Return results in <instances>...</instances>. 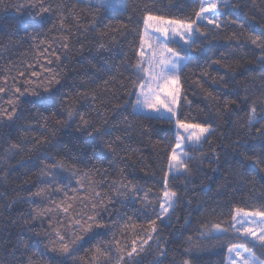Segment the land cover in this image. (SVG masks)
<instances>
[{
	"label": "trees",
	"instance_id": "obj_1",
	"mask_svg": "<svg viewBox=\"0 0 264 264\" xmlns=\"http://www.w3.org/2000/svg\"><path fill=\"white\" fill-rule=\"evenodd\" d=\"M45 2L52 3L55 8L57 3L66 4L69 0ZM30 3H36V0H3L0 5V87L9 90L17 86L33 87L27 84V80H43L47 85L45 77L52 75L48 68L60 72L61 82L48 85L50 92H43L41 88L42 95L51 96L53 100L47 112L38 113L22 100L17 111L19 119H0V264H20L28 257L32 258V264H120L117 256L129 259L127 251L131 250L133 242L138 249V254H134L136 264H156L161 258L158 240L167 253L165 264H182L183 260L190 264H226V246L201 236L199 230L203 222L229 221L236 208L249 211L264 205V164L252 167V160H259L264 151V138L254 128L247 127L245 113L239 111L237 105L228 107L218 118V112L223 108L221 96L229 88L238 89L241 99L247 89L249 103L259 101L264 70L258 63L260 50L248 42V36L250 32L264 35V0H229V6L223 9L222 20L236 19L244 25V30L229 24L220 35H210L207 39L201 37L199 48L191 53L193 59L183 70L178 111L189 118V122L194 118L196 122L210 123L215 135L211 143L203 145L202 151L188 152L194 157L190 162V179L173 180L169 177V189L179 193L171 225L164 226L160 221L151 225L148 221L155 219L152 209H148L146 215L137 212L143 207L139 202L132 206L126 202L124 207L117 204L115 210L125 216V224L116 240L113 241L112 232L107 229L94 228L93 231L107 234L91 244L75 245L71 255L54 250L59 246L50 239L53 231L65 229L63 223L56 225L55 217L52 220L55 228H50L47 217L53 214L63 217V212L57 213L52 206V212H45L40 219L30 218L50 204L47 196H31L38 188L44 187L41 168L55 159L63 160L76 171H87L84 165L88 160H92L97 168L103 165L99 174L87 182L81 181L80 186H76L73 180V186L80 190H70V196L53 193L57 203L62 199L64 206L71 203L69 216L86 214L95 190L115 198L116 193L110 191L108 184L119 177L121 168L126 169L124 177L133 179L143 190L141 196L147 193L158 211L157 201L164 188L163 177L170 142L174 140V125L159 119L129 118L125 121L123 116L131 112L128 104L134 102L135 97L126 95L131 88L121 90V83L130 85L127 78L132 71L130 65L138 58L135 56L139 46L137 32H144V17L151 14L165 19H187L198 9L199 2L129 0L126 15L110 8L96 14L95 18L87 10H77L75 19L66 18L67 32L52 29V23L57 27L59 24L57 16L52 14H45L49 21L42 26L38 7H30ZM233 32L238 34L235 39ZM37 35L39 40L47 42L37 44L34 39ZM65 41L69 44L67 52L60 46ZM101 43L105 45L103 49L99 47ZM48 44H52V48L49 49ZM237 44L241 47L237 48ZM42 48L46 50L41 51ZM213 58H223L227 66L212 63ZM33 71L38 76L33 77ZM221 76L228 81V87L220 81ZM105 80L109 81L108 91L104 90ZM84 85L95 88L98 94L99 111L90 109L86 115L91 124L109 133L105 140L119 145L115 154L92 128L87 125L78 127V118L68 126L56 123L58 119H66V113L58 107L56 100L58 90L75 92ZM11 95V91L0 93V106L8 107L6 101ZM213 96L217 99L214 100ZM24 99L32 100L33 97L29 95ZM89 103L81 100L75 108L82 110L81 106ZM259 107L258 102V111ZM125 108L127 112H124ZM53 130L54 137L51 135ZM49 137L51 139L43 147L34 143ZM13 143L20 145V150L6 153ZM242 144L255 145L254 154L241 148ZM129 149H135V154ZM101 153L107 159L98 161L96 157ZM124 156H131V159L125 162L121 159ZM109 160L113 161L111 167H108ZM104 169H107L105 181L97 189L92 181L99 182L100 176L105 174ZM59 175L68 176L70 173L65 170ZM104 219H109L107 214ZM152 227L157 228L156 233L152 232ZM149 235L153 238L145 244ZM101 241L111 247L105 257L95 254V245ZM255 254L261 257L258 248Z\"/></svg>",
	"mask_w": 264,
	"mask_h": 264
},
{
	"label": "snow or ice",
	"instance_id": "obj_2",
	"mask_svg": "<svg viewBox=\"0 0 264 264\" xmlns=\"http://www.w3.org/2000/svg\"><path fill=\"white\" fill-rule=\"evenodd\" d=\"M198 2V9L194 10L187 19H165L163 16L151 14L144 17L145 31L143 33L137 32L139 46L135 52V56L138 58L135 59L134 64L130 65L132 71L127 78L130 81V85L121 83V90H125L130 86L131 91H126L125 94L135 97L134 102L128 104L131 112L123 116L125 121L129 118L142 121L159 119L174 125V140L170 142L171 150L168 157L167 170L163 177L164 188L157 201L158 211L148 194L144 193L141 196L143 190L135 181L124 177L126 169L121 168L119 170V177L112 179L108 184L110 191H115V198L111 195L102 194L100 190H95L93 192L94 199L87 213L69 216L71 203L69 202L67 206H64L63 199L60 203H57L53 198V193L62 192L64 196H70V190H80L79 187L73 186V180H75L76 186H80L81 181L87 182L90 177L99 174L103 165H101V168H97L92 160H88V163L84 165L88 169L87 171H76L63 160L55 159L51 164L45 163L44 167L40 170V175L45 177L43 181L44 187L38 188L35 193H31V196L34 197L42 198L47 196L50 201L49 207L42 208L40 212H36L35 215L30 216L33 220L40 219L45 212H52V206L55 207L57 213L63 212V217L58 214L47 217L50 228H55V225L52 224L54 217L56 225L64 224V231L55 230L50 235V239L59 246L58 249L54 248V250H59L65 255H71L72 248L75 245L91 244L98 237L107 234L93 231L94 228L107 229V232H112L113 241H115L117 233L125 224V216H122L120 211L115 210V208L117 204L124 207L126 202L128 206H132L137 202L142 204L143 207L136 211L145 215L148 209L151 208L155 216V219L148 221L151 225H156L157 221H160L164 226L171 225L175 206L179 201V193L176 190L169 189V177L171 176L173 180L180 179L181 177H184L186 180L190 179V162L194 157L187 153L202 151L203 145L211 143V138L215 135V129L210 123L205 121L196 122L194 118L189 122V118L178 111L182 87L181 75L187 63L193 59L191 53L199 48L201 37L207 39L210 35L213 37L220 35L228 28L229 24L237 25L241 30H244V25L236 19L229 18L228 20H222V17L225 15L223 9L229 6V0H198ZM2 4L3 0H0V5ZM23 6L20 5V7ZM29 6L38 7L39 22L42 26L49 21V16L45 14H52L56 15L59 21L58 27L56 23H52V29L58 32H67L66 18L71 16L75 19L77 10H87L93 15V18H95L96 14L110 8H117L121 15H126L129 8V0H69L66 4L57 3L55 8H53L52 3H46L45 0H36V3H30ZM153 21L156 22L155 25L151 23ZM149 28L152 29L153 33L159 34L155 40L148 34L147 30ZM237 35V33L233 32V39ZM34 39L37 44H45L47 42L46 40H39L38 35ZM248 42L260 50L261 55L258 57V63H260L262 70H264V35H255L250 32ZM60 46L66 52L69 49V44L66 41ZM99 47L103 49L105 45L101 43ZM240 47L241 45L237 44V48ZM48 48H52V44H48ZM146 49L149 50L147 53ZM45 50L41 49V51ZM56 60H60L59 55L56 56ZM51 62L49 60V63ZM212 63L227 66V62L223 58H213ZM47 71L52 73L51 76L45 77L48 81L47 85L43 80H27V84L34 86L31 88L17 86L11 90L0 87V93L6 94L8 91L12 92V95L6 101L8 107L0 106V119H4L5 121H13L14 118L19 119L17 111L19 103L22 100L35 108L38 113L48 111L53 100L51 96L45 97L42 95L41 88L43 92H50L48 85L52 83L60 84L61 74L58 70L52 68H48ZM20 75L23 76L24 73H20ZM31 75L33 77L38 76L35 71ZM219 79L225 87H228V81L223 76ZM261 80L264 81V71H262ZM108 84L109 81L105 80V91H108ZM245 93L246 95L243 99H241L238 89L229 88L228 92L223 93L221 96L223 108L218 112V118L228 107L237 105L239 111L245 113L247 127L249 129L254 128L261 138H264V84H262L259 101L251 100V103H249L250 97L247 95V89H245ZM29 95L33 97L32 100L24 99ZM209 96H212V94L209 93ZM212 98L214 100L217 99L215 96ZM56 100L59 102L58 107L66 113V119L56 120L57 124L68 126L78 118L80 121L78 127L87 125L92 128L99 135L101 142L107 144L114 154L116 153L119 145L105 140L104 137L109 133L101 131L99 127L91 124L86 115L90 109L99 111L96 103L98 94L95 88H89L87 85H84L78 87L75 92L71 90L68 92L58 90ZM81 100L90 101V103L82 105V110H76L75 104ZM258 102L260 105L259 111L257 110ZM115 107H119V105H115ZM124 112H127V108L124 109ZM117 114L123 115V113ZM51 135L52 137L55 136V130L52 131ZM50 139L51 137L34 141V143L43 147ZM240 147L247 152L253 154L255 152V145L242 144ZM20 148V145L13 143L5 151L6 153L13 150L19 151ZM129 151L133 154L136 152L135 149H129ZM260 157L259 160H252L253 169L260 164H264V151L260 153ZM246 158L252 159V156H247ZM96 159L102 161L107 158L101 153ZM121 159L127 162L131 159V156H124ZM112 164L113 161L109 160L108 167H111ZM65 170L70 175L60 176L59 173ZM104 173V175L100 176L99 182L92 181L97 189L105 181L107 169H104ZM120 197H123V199H120ZM100 209L103 211H99ZM33 211L35 212V209ZM105 214L109 217L108 220L104 219ZM64 218H67L66 221ZM128 219L130 220L131 217L129 216ZM113 227L116 229L115 232H113ZM199 231L201 236L220 241L226 246L227 264H264V258H261L264 257V205L259 209L249 211L236 208L231 214L229 221L203 222ZM152 232L156 233L157 228L152 227ZM152 238L149 235L144 243L146 244ZM257 248L261 253V257L255 254ZM157 249L161 258L156 261V264H165L164 258L167 253L160 246L159 240L157 241ZM15 250L13 254H15ZM110 251V245L106 247L103 241L95 245V254L100 257L107 256ZM134 254H138L135 242H133L131 250L127 251L129 259L126 260L123 255L117 256L116 259L120 264H136ZM20 264H32V258L28 257L26 260H21ZM182 264H189V262L183 260Z\"/></svg>",
	"mask_w": 264,
	"mask_h": 264
},
{
	"label": "rangeland",
	"instance_id": "obj_3",
	"mask_svg": "<svg viewBox=\"0 0 264 264\" xmlns=\"http://www.w3.org/2000/svg\"><path fill=\"white\" fill-rule=\"evenodd\" d=\"M113 9H117V8H113ZM118 10V9H117ZM153 25H155L156 24V22H151ZM144 31H145V27H144ZM148 34L149 35H151L152 37H153V40H155L158 36H159V34H156V33H153L152 32V29L151 28H149L148 30ZM149 50L148 49H146V53L148 52ZM180 95H181V90H180ZM188 154V153H187ZM189 155V154H188ZM258 219V218H257ZM189 262V261H188ZM189 264H190V262H189ZM227 264V263H226Z\"/></svg>",
	"mask_w": 264,
	"mask_h": 264
}]
</instances>
